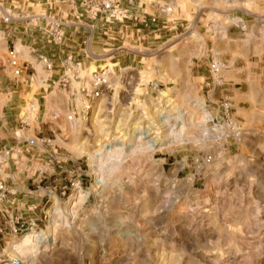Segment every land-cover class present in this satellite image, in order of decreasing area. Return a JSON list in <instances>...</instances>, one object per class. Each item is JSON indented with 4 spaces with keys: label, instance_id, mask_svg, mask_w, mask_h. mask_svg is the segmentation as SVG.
<instances>
[{
    "label": "rangeland",
    "instance_id": "obj_1",
    "mask_svg": "<svg viewBox=\"0 0 264 264\" xmlns=\"http://www.w3.org/2000/svg\"><path fill=\"white\" fill-rule=\"evenodd\" d=\"M63 1L0 0L15 50L51 64L37 114L81 90L37 136L66 189L13 238L1 223L0 264H264V0L122 1L117 20Z\"/></svg>",
    "mask_w": 264,
    "mask_h": 264
},
{
    "label": "crops",
    "instance_id": "obj_2",
    "mask_svg": "<svg viewBox=\"0 0 264 264\" xmlns=\"http://www.w3.org/2000/svg\"><path fill=\"white\" fill-rule=\"evenodd\" d=\"M131 9H135L134 16L141 14L140 8ZM158 10L162 11L161 8ZM145 14L140 17L142 23L139 27L147 32L154 27L155 22L150 23L149 20L153 17ZM143 19H146V25ZM5 33V30L0 31V185L4 187V194L0 198V226L3 223L8 229V233L4 235L13 238L15 222H23L30 216L35 218L38 206L45 197L53 199L61 189H66L61 177L63 169L60 165L54 166L52 163L61 149L60 145L54 144L58 139L46 140L37 136L43 125L53 132L58 130L65 115L61 106L62 100L67 102L71 96H74V100L77 99L81 90L71 79H66L64 89L47 93L45 100L54 111L51 119L46 114L38 115L39 101L45 86L43 81L47 80L40 73L49 71L45 69L39 56L35 57V63L40 67L37 68L21 52L16 51L9 37H5ZM9 50H13L20 60L22 73L18 77L12 74L7 64ZM18 78H22V83L29 82L33 85H12L13 80ZM77 151V156L80 157V151ZM47 159H50L48 163L52 165L49 166Z\"/></svg>",
    "mask_w": 264,
    "mask_h": 264
},
{
    "label": "built area",
    "instance_id": "obj_3",
    "mask_svg": "<svg viewBox=\"0 0 264 264\" xmlns=\"http://www.w3.org/2000/svg\"><path fill=\"white\" fill-rule=\"evenodd\" d=\"M122 1H129L130 4H133V0H64L63 2L70 6V7H77L80 6L82 9L85 10V13L90 14L92 16H98V15H104L107 20H117L118 18L122 17L127 10L123 7L125 4H123ZM106 20V21H107ZM150 23H154L155 19L151 18L149 20ZM143 23L146 25L147 21L146 19H143ZM54 38L59 39L61 38V31H60V25H55V31H54ZM40 60L44 63L45 68L50 69L51 64L47 62V60L43 57H40ZM7 64L12 70V74L15 77L20 76L22 73V67L20 64V60L18 58V55L13 51L9 50L7 53ZM102 76L103 74L97 76L94 75V91L93 92H85L87 96L91 97H98V87L102 84ZM227 107L225 106L224 109ZM4 194V187L0 185V198ZM16 223V222H15ZM18 225V223H17ZM22 225H19L17 228L14 227L13 232H22Z\"/></svg>",
    "mask_w": 264,
    "mask_h": 264
}]
</instances>
